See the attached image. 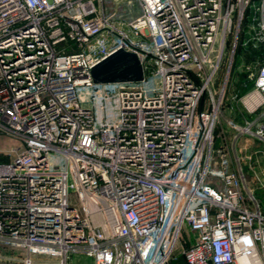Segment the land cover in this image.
<instances>
[{"label": "built area", "instance_id": "1", "mask_svg": "<svg viewBox=\"0 0 264 264\" xmlns=\"http://www.w3.org/2000/svg\"><path fill=\"white\" fill-rule=\"evenodd\" d=\"M103 1L0 0V133L18 141L0 160V246L24 251L0 261L171 264L182 241L186 264H264V199L212 160L216 75L240 28L264 52V0H137L131 18ZM119 48L143 77L94 82ZM254 88L264 102V63Z\"/></svg>", "mask_w": 264, "mask_h": 264}, {"label": "rangeland", "instance_id": "2", "mask_svg": "<svg viewBox=\"0 0 264 264\" xmlns=\"http://www.w3.org/2000/svg\"><path fill=\"white\" fill-rule=\"evenodd\" d=\"M103 3L107 12H113L119 17L131 18L140 12V5L137 0H104ZM238 31L234 56L232 59H228V56L224 58L215 79V86L217 87L218 84L223 83L225 75L228 77L214 133L212 160L215 164L229 169L239 170L241 168L247 178V187L253 188L257 195L264 199V187L257 185L253 175L254 169L255 171L264 169V138L243 134L235 142L234 139L232 140V132L229 130L228 124L230 117H235L237 120L247 118L252 119L254 123H264V102H260V96L254 88L258 66L264 63L263 45L254 44L251 40L243 43L242 40L244 39L242 38L248 36L246 28L245 30L240 28ZM253 128H255V124ZM16 144L18 141L15 138L0 133V148L4 152L0 155V160H7L8 155L5 153H8L10 147ZM213 180L210 178L211 182ZM261 204L264 209V203ZM184 237L189 239L192 234L185 231ZM181 250L182 241H179L175 246V253L178 258L172 260L171 264H186ZM5 254L21 257L24 255V251L0 246V258ZM32 257L36 259L45 258L42 264H52L46 260L48 257L45 255L33 253ZM90 263V258L78 252L72 253L69 260V264ZM0 264L5 263L1 260ZM6 264L21 263L8 262Z\"/></svg>", "mask_w": 264, "mask_h": 264}, {"label": "water", "instance_id": "3", "mask_svg": "<svg viewBox=\"0 0 264 264\" xmlns=\"http://www.w3.org/2000/svg\"><path fill=\"white\" fill-rule=\"evenodd\" d=\"M94 82L140 80L143 69L137 55L119 48L96 63L91 70Z\"/></svg>", "mask_w": 264, "mask_h": 264}, {"label": "crops", "instance_id": "4", "mask_svg": "<svg viewBox=\"0 0 264 264\" xmlns=\"http://www.w3.org/2000/svg\"><path fill=\"white\" fill-rule=\"evenodd\" d=\"M244 119H246V118H243V119H236L235 117H230L229 118V120H235V121H238V122H243L244 121ZM228 120V121H229ZM256 123L257 122H253V125L255 124V126H256ZM229 130L232 132V140L234 139L235 140V142H237V140L239 139V138H241L242 137V135H236L237 133H236V131H235V129L234 128H232L230 125H229ZM232 142V141H231ZM263 155H264V153H263ZM243 171V170H242ZM261 172L263 173L264 172V169H262L261 170Z\"/></svg>", "mask_w": 264, "mask_h": 264}, {"label": "bare ground", "instance_id": "5", "mask_svg": "<svg viewBox=\"0 0 264 264\" xmlns=\"http://www.w3.org/2000/svg\"><path fill=\"white\" fill-rule=\"evenodd\" d=\"M249 264H254V262L251 259H249Z\"/></svg>", "mask_w": 264, "mask_h": 264}]
</instances>
